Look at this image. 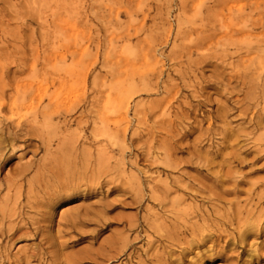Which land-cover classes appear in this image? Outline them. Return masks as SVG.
<instances>
[{
  "label": "rangeland",
  "instance_id": "obj_1",
  "mask_svg": "<svg viewBox=\"0 0 264 264\" xmlns=\"http://www.w3.org/2000/svg\"><path fill=\"white\" fill-rule=\"evenodd\" d=\"M258 59L264 61V0H0V71H12L0 85L56 81L51 121L69 123L64 134L59 127L50 134L74 141L62 145L54 171L63 183L81 182L70 205L106 219L103 229L96 221L84 228L96 230L95 239L67 233L59 257L44 264H104L90 252L126 243L112 264H189L212 242L169 239L162 220L172 231L180 215L190 224L215 208L259 211L264 66ZM49 157L45 148L22 149L2 176ZM54 171L46 174L50 185ZM214 214L201 220L205 233L224 227ZM59 220L57 213L53 225ZM250 241L264 251V235ZM38 242L17 241L0 263ZM243 251L232 245L225 254ZM213 262L221 264L220 257Z\"/></svg>",
  "mask_w": 264,
  "mask_h": 264
},
{
  "label": "bare ground",
  "instance_id": "obj_2",
  "mask_svg": "<svg viewBox=\"0 0 264 264\" xmlns=\"http://www.w3.org/2000/svg\"><path fill=\"white\" fill-rule=\"evenodd\" d=\"M252 43L250 48L254 47ZM262 61H258L260 66H264ZM11 73L10 69L0 71V76L7 79L12 75ZM55 83L56 81H52V83L47 82L43 86L34 87L26 84L12 85L8 81H3L0 85V236L2 240L0 254L3 257V252H7L10 246L22 239H39L35 247H26L16 253L14 261L8 260L7 263L1 261L0 264H30L33 260H38L42 264L50 263L59 257L60 249L68 243L62 241L67 233H77L80 238L89 235L95 239L96 230L90 232L84 228L92 221H96L97 226L102 229L106 225V219L102 214L93 213L89 208L82 206L70 205L81 193L79 189L81 182L68 180L63 183L60 174L54 171L56 159L64 154L62 145L68 140H73V138L67 139L66 135L62 136L66 130L65 126L69 123L67 119L63 121L64 126L51 121L54 115L52 110H55L57 105L54 104V93L49 91L56 85ZM45 96L49 97L47 104H44ZM125 107V103L120 104L121 110ZM58 127L61 128L60 137L58 134H50L54 128ZM35 136L40 138L39 143L36 142ZM56 139L59 140L60 146L53 149ZM31 147L35 151L45 148L50 157L27 162L14 170L12 174L2 176L4 165L19 151ZM104 154L105 152L102 151L101 155ZM49 171H54L57 177L53 185L46 181V174ZM261 197L256 202L257 210H259L256 213L253 210H249L247 214L222 213L219 208H215L212 212L201 213L197 216L200 219L190 224L184 216L180 215L173 224L181 229L184 227L183 232H179L175 227L171 231L172 224L162 220V224L167 229L166 236L180 243L197 244L199 247L201 242L203 244H206L207 240L212 242L205 253L198 255L199 257L191 260L189 264H214L213 261L217 257H220L221 264H252L254 261L260 264L264 261V251L259 244L250 239L252 236L264 235V208L258 206L264 204V197ZM34 208L36 212L32 214L30 209ZM182 211L184 215L186 210ZM57 213L60 220L57 225H53ZM214 213L226 218L225 221L219 216L214 219L217 224L224 227L216 229L215 232L205 233L200 226L201 220L208 221L206 215L214 217ZM183 234L192 235L194 240L183 238ZM218 241L225 242L220 250L216 248ZM126 245L127 243L122 249L115 251L106 248L100 253L92 251L88 257L94 263L103 259L104 264H112L113 260L124 252ZM232 245L241 247L244 251L239 252L238 256H226L227 247ZM245 255L249 258L246 259Z\"/></svg>",
  "mask_w": 264,
  "mask_h": 264
}]
</instances>
